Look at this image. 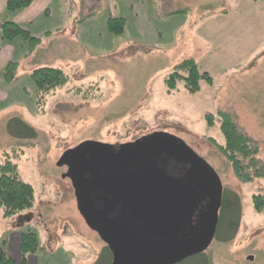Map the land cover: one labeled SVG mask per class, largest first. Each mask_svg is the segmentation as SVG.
<instances>
[{
    "label": "rangeland",
    "instance_id": "374dc122",
    "mask_svg": "<svg viewBox=\"0 0 264 264\" xmlns=\"http://www.w3.org/2000/svg\"><path fill=\"white\" fill-rule=\"evenodd\" d=\"M133 4L139 25L125 2L131 17L124 37L135 34L130 37L138 38L139 45H125L124 37L111 33L100 20L87 29L94 36L82 53L54 41L26 58V41L8 40L19 65L10 83L1 77L4 67L0 69L5 95L0 100V162L9 156L34 194L32 207L12 217L23 218L19 229L36 233L38 264H109L111 252L85 224L71 182L62 177L66 167L56 162L82 141L118 145L164 131L184 140L206 160L220 177L226 197H237L241 204L234 235L226 222L217 224L205 251L176 264H264V209L256 212L252 202L253 195H264V0ZM103 8L107 10L98 4L94 10L100 16ZM60 20L66 24L68 18L63 13ZM47 23L50 28L57 25L39 18L32 31L42 32ZM188 58L208 73L211 84L202 78L200 88L190 92L178 79L168 92L164 79ZM43 63L63 69L69 81L40 105L30 71ZM218 112L230 114L256 145L262 175L248 182L235 177L218 150L224 140ZM17 119L32 127L35 135L12 134Z\"/></svg>",
    "mask_w": 264,
    "mask_h": 264
},
{
    "label": "water",
    "instance_id": "95a60500",
    "mask_svg": "<svg viewBox=\"0 0 264 264\" xmlns=\"http://www.w3.org/2000/svg\"><path fill=\"white\" fill-rule=\"evenodd\" d=\"M117 147L114 152L111 144L86 140L66 149L56 162L66 167L62 177L71 182L76 208L108 247L111 264H176L205 251L215 236L223 195L212 166L164 131ZM154 156L187 168L179 178L155 159L127 169ZM96 199L105 208H95ZM115 204L121 206L118 218L108 215Z\"/></svg>",
    "mask_w": 264,
    "mask_h": 264
},
{
    "label": "trees",
    "instance_id": "16d2710c",
    "mask_svg": "<svg viewBox=\"0 0 264 264\" xmlns=\"http://www.w3.org/2000/svg\"><path fill=\"white\" fill-rule=\"evenodd\" d=\"M32 0H6L7 10H17L30 5ZM107 29L114 34H121L125 27V20L122 17L110 16L107 19ZM22 37L27 44L25 56L31 54L41 38L32 36L27 30L18 24L5 21L0 30V39H12ZM18 62L9 61L3 68L1 77L6 83H10L17 74ZM182 72V73H181ZM30 77L37 87L38 93L36 103L42 105L46 96L55 89L63 87L68 81L69 76L59 67L39 66L30 71ZM206 79L211 84V78L206 71H200L196 62L185 59L176 65L172 72L164 79L167 91L175 89L178 79L184 80V86L190 92H195L200 88L199 81ZM221 118L220 131L223 136L222 145H217L220 154L230 163L236 178L243 182H248L254 177L262 175L257 169L258 159L256 145L241 132L240 128L233 122L230 114L218 112ZM15 127L10 128V132L18 137L34 136L35 131L23 120H15ZM8 156L7 154H5ZM34 201L32 186L24 182L18 173L17 165L9 156L0 162V209L3 217H12L23 211L29 210ZM252 202L256 212L264 209V195L256 194L252 196ZM241 217V204L237 197L227 198L225 191L222 195V203L219 210L218 226L226 222V228L235 231L239 225ZM227 231V230H226ZM38 247L36 233L28 229L20 232V263L26 264L27 257L35 254ZM0 264H15L3 250L0 252Z\"/></svg>",
    "mask_w": 264,
    "mask_h": 264
},
{
    "label": "crops",
    "instance_id": "0c3cea01",
    "mask_svg": "<svg viewBox=\"0 0 264 264\" xmlns=\"http://www.w3.org/2000/svg\"><path fill=\"white\" fill-rule=\"evenodd\" d=\"M125 2H127L129 13L133 15V20L135 23L137 22L136 26L139 25V13L134 11L135 8L133 3H142V0H133V2L132 0H32L29 6L17 10H7L5 8L6 0H0V30L3 22L11 21L27 30L32 36L41 38L35 50L46 49L52 45L54 41H57V45L59 46L60 43H62L76 49L78 53H82L81 50L86 51L84 46L90 43L89 38L94 36L93 33L88 34L87 29L92 28L96 21H103L106 28L107 19L110 16L124 18V31L118 35L119 37H124L128 19L131 17L129 13H126ZM98 4L107 8V10L103 8L105 11H102L100 16L97 14V10H94L97 8ZM63 13L65 18H68L66 24H62L63 22L60 20ZM127 17L129 18L127 19ZM39 18H43L48 22L55 21L57 25L54 28H50L48 23L44 24L43 27L46 28L42 29V32L36 33L32 31V27L35 28L34 23ZM72 19L74 23H72ZM66 31L68 33H66ZM130 36L134 37L136 35L131 34ZM130 36L124 37V44L139 45L138 38L135 37L133 38L135 40H133ZM86 38L88 41H86ZM8 40H0V69H2L6 63L13 60L14 57L15 49L12 40ZM120 40H122V38H120ZM25 49L27 50V44ZM35 50L29 55L31 56ZM24 53L26 54V52ZM28 56H26V58ZM40 66L49 65L43 63L40 64ZM4 98V91L0 89V100ZM17 219L13 217H3L0 209V252L3 250L15 261V264H21L19 242L20 232L22 230L19 228L20 225L23 224V218ZM4 237L5 239H3ZM34 255L35 254H32L27 257L26 264H38Z\"/></svg>",
    "mask_w": 264,
    "mask_h": 264
},
{
    "label": "flooded vegetation",
    "instance_id": "af4514ba",
    "mask_svg": "<svg viewBox=\"0 0 264 264\" xmlns=\"http://www.w3.org/2000/svg\"><path fill=\"white\" fill-rule=\"evenodd\" d=\"M118 145H112L114 152L118 149V147H117ZM153 159L156 160V162L158 163V165L168 175L173 176V177H178V178L181 177L182 176L181 172L183 173V171H185L186 168H187V165H181V164L177 163L176 161H174L171 158H167L166 159L165 156H154V157H151L149 159L148 158H144L140 162H138L134 167H127V169H135V168H138V166H141V165H143L145 163H148L149 161H151ZM110 163H113V160ZM105 174L107 175V173H105ZM97 196L100 197L101 196V193L98 192ZM107 197L109 199H111V196L110 195H107ZM94 204H95V208H97V209H99V208H105V206L102 204V202H101L100 199H96ZM120 210H121V206L119 204H115V206H113V209L108 213V215L110 217H116V218H118L119 217V211ZM111 260H112V256H111ZM109 264H111V261H110Z\"/></svg>",
    "mask_w": 264,
    "mask_h": 264
}]
</instances>
